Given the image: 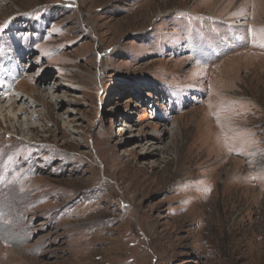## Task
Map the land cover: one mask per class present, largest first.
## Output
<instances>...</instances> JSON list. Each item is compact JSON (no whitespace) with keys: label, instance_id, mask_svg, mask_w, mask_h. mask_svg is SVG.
<instances>
[{"label":"rangeland","instance_id":"1","mask_svg":"<svg viewBox=\"0 0 264 264\" xmlns=\"http://www.w3.org/2000/svg\"><path fill=\"white\" fill-rule=\"evenodd\" d=\"M0 29V98L37 94L0 111V264H264V0H0Z\"/></svg>","mask_w":264,"mask_h":264},{"label":"bare ground","instance_id":"2","mask_svg":"<svg viewBox=\"0 0 264 264\" xmlns=\"http://www.w3.org/2000/svg\"><path fill=\"white\" fill-rule=\"evenodd\" d=\"M211 12V11H210ZM209 12V13H210ZM212 13V12H211ZM214 16V15H213ZM24 81H20L13 89L12 91L10 92V95H14V101L7 105L5 102V98L4 97L3 99L0 98V111H5L7 109L5 108H13V109H18L19 112H21V114H26L28 115L29 117H31V109H29L31 106H32V101H35L36 100V95H34L33 97L30 98V101L28 103H26V100H27V97H26V94L23 93V89H21V85ZM37 91H34V93H36ZM2 94V93H1ZM0 94V95H1ZM54 101V100H53ZM4 104V105H3ZM32 108V107H31ZM3 120L4 122H7L10 124V126L15 129L18 133H16L17 135L18 134H24L26 131L28 132L31 128H33L32 125H29L27 124L24 120H21L20 117L18 116H11L10 114L9 115H4L3 116ZM25 122V123H24ZM35 127V126H34ZM126 132V131H125ZM28 135V134H27ZM20 136V135H19ZM17 137V136H16ZM13 141V140H12ZM23 144V143H21Z\"/></svg>","mask_w":264,"mask_h":264},{"label":"snow or ice","instance_id":"3","mask_svg":"<svg viewBox=\"0 0 264 264\" xmlns=\"http://www.w3.org/2000/svg\"><path fill=\"white\" fill-rule=\"evenodd\" d=\"M0 30H2V29H0Z\"/></svg>","mask_w":264,"mask_h":264}]
</instances>
